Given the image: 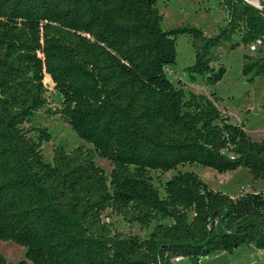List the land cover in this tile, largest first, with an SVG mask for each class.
I'll list each match as a JSON object with an SVG mask.
<instances>
[{
    "label": "trees",
    "instance_id": "1",
    "mask_svg": "<svg viewBox=\"0 0 264 264\" xmlns=\"http://www.w3.org/2000/svg\"><path fill=\"white\" fill-rule=\"evenodd\" d=\"M159 1L0 0V241L25 249L0 264H205L244 245L264 250V190L232 197L193 171L154 176L199 166L264 180V139L169 77L187 36L191 84L216 86L226 55L252 46L261 53L245 54L241 73L264 78V8L217 0L225 23L207 35L165 29ZM46 77L63 99L47 114L91 146H56L51 162V131L31 125L49 105ZM115 217L149 236L119 232Z\"/></svg>",
    "mask_w": 264,
    "mask_h": 264
},
{
    "label": "rangeland",
    "instance_id": "2",
    "mask_svg": "<svg viewBox=\"0 0 264 264\" xmlns=\"http://www.w3.org/2000/svg\"><path fill=\"white\" fill-rule=\"evenodd\" d=\"M259 8H264V0H247ZM158 8L164 16V28L168 29L182 24H190L202 28L207 35H214L219 26L224 25L226 13L217 0H160ZM177 63L169 72V77L176 83H181L187 95L202 94L214 101L218 108L236 124H245V130L253 140L264 139V78H258L252 83L241 73L242 59L245 54H259V47H242L226 55L224 59L227 74L216 86H208L203 82L191 84L185 73V68L195 60L192 44L187 36L178 39ZM49 105L46 110L39 112L31 125L47 127L53 140L43 146V154L47 161L53 159V150L62 145L71 152L80 145L91 147L79 138L60 116L51 117L47 110H56L62 106V96L56 91L50 79L46 77ZM96 162L107 173L112 171L109 161L97 158ZM193 171L197 173L210 188L238 197L247 192L264 190V180L255 181L247 169H239L227 174L199 166H185L169 173H155L158 183H165L173 175L180 172ZM105 219L109 218L105 214ZM119 232L138 235L147 238L149 231H143L138 225H129L121 218H112ZM0 254L9 262L17 263L25 259V249L13 242L0 241ZM178 264H187L180 262ZM205 264H264V250L255 246L244 245L232 252H225L208 258Z\"/></svg>",
    "mask_w": 264,
    "mask_h": 264
},
{
    "label": "built area",
    "instance_id": "3",
    "mask_svg": "<svg viewBox=\"0 0 264 264\" xmlns=\"http://www.w3.org/2000/svg\"><path fill=\"white\" fill-rule=\"evenodd\" d=\"M258 8H259V7H258ZM260 9H262V8H260ZM253 47H255V46H253ZM181 261H182L181 258H177V259L175 260V263L178 264V263H180Z\"/></svg>",
    "mask_w": 264,
    "mask_h": 264
},
{
    "label": "water",
    "instance_id": "4",
    "mask_svg": "<svg viewBox=\"0 0 264 264\" xmlns=\"http://www.w3.org/2000/svg\"><path fill=\"white\" fill-rule=\"evenodd\" d=\"M250 3V2H249ZM252 4V3H251ZM254 5V4H253ZM254 6H256V5H254ZM257 7V6H256Z\"/></svg>",
    "mask_w": 264,
    "mask_h": 264
}]
</instances>
